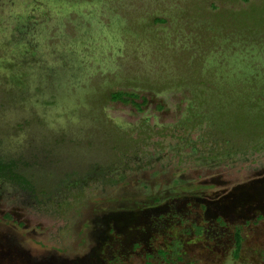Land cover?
Wrapping results in <instances>:
<instances>
[{
	"label": "rangeland",
	"instance_id": "obj_1",
	"mask_svg": "<svg viewBox=\"0 0 264 264\" xmlns=\"http://www.w3.org/2000/svg\"><path fill=\"white\" fill-rule=\"evenodd\" d=\"M263 126L264 0H0V264H264Z\"/></svg>",
	"mask_w": 264,
	"mask_h": 264
},
{
	"label": "trees",
	"instance_id": "obj_2",
	"mask_svg": "<svg viewBox=\"0 0 264 264\" xmlns=\"http://www.w3.org/2000/svg\"><path fill=\"white\" fill-rule=\"evenodd\" d=\"M137 97H138V94L135 92H126V91H121V90L112 92L110 94V98L114 101L131 103L132 105L139 107L140 104L135 102ZM254 121H255V124H254ZM257 121L259 120L257 119ZM240 123H241L240 126L242 125L241 127H243L244 125L245 126L247 125L246 126L247 128L243 127L244 129L251 130L250 125H252V127L254 128L257 122H256V119H251L249 121L248 120L241 121ZM262 132H264V126L262 127ZM0 175L6 176L8 179L17 182L19 185L25 188L31 187L28 179L22 174L15 171L14 164L12 162L6 163L0 160ZM240 243H241L240 232L237 229L234 234V255H238Z\"/></svg>",
	"mask_w": 264,
	"mask_h": 264
}]
</instances>
